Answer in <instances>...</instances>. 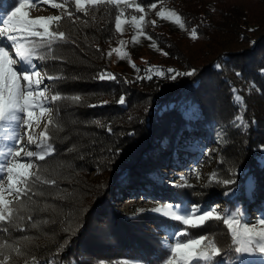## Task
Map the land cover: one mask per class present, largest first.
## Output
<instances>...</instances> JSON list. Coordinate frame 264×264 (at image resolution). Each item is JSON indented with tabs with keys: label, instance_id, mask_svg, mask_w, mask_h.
<instances>
[{
	"label": "trees",
	"instance_id": "obj_1",
	"mask_svg": "<svg viewBox=\"0 0 264 264\" xmlns=\"http://www.w3.org/2000/svg\"><path fill=\"white\" fill-rule=\"evenodd\" d=\"M52 2L61 6L48 3L53 12L47 17L61 20L49 30L65 39L32 55L39 70L56 78L49 80L50 97H61L51 103L42 133L54 152L29 173L40 181L20 198L18 220L0 222V264H166L165 241L172 242L182 222L152 211L159 206L119 212L111 194L119 186L146 190L139 184L164 163L181 130L214 142L217 181L198 192L188 185L160 188L161 201L184 212L188 201L210 209L212 199H221L222 215L229 211L257 224L264 215V0H101L85 5L86 12L77 11L75 0ZM18 6L19 0H0L1 16ZM191 70L192 76L171 78ZM102 72L115 78L100 80ZM16 205L15 198L9 208ZM248 208L258 219L247 220ZM189 233L212 235L222 252L231 243L221 221L189 227ZM214 260L264 264V254L231 251Z\"/></svg>",
	"mask_w": 264,
	"mask_h": 264
},
{
	"label": "snow or ice",
	"instance_id": "obj_2",
	"mask_svg": "<svg viewBox=\"0 0 264 264\" xmlns=\"http://www.w3.org/2000/svg\"><path fill=\"white\" fill-rule=\"evenodd\" d=\"M51 2L53 8L60 7L61 5L52 2V0H19V6L3 20V28H0V38H6L10 41V46L14 49L15 59L10 56L9 51L5 47H0V122L10 121L17 125V130L14 134L10 135V139H19L18 128L21 126H31L34 119V112L36 108L41 110V115L45 111H51L48 107L51 103L61 99L59 94H54L50 98L46 97L44 93L48 91L47 86L41 89V84L45 80L56 79L48 76L47 74L41 75L37 70V65L33 61V53L37 47H43L45 45H51L58 39H65L64 33L54 32L49 30V24L52 21H60V16L29 19L28 13L23 9L28 6L29 3L32 6L37 4H48ZM108 3H115L116 0H107ZM127 2V0H125ZM63 5H67L69 0H61ZM101 0H75L77 11L86 12L85 5H99ZM156 5H151L155 7ZM137 10L142 11L139 4L136 5ZM68 15H71L70 13ZM158 16L164 17V11L157 13ZM171 16H175L177 20L179 17L175 12L170 13ZM167 18V17H165ZM132 20L137 21L136 16H132ZM140 21L144 20V16L139 17ZM123 21L119 16L116 18L115 28L119 31ZM182 28L183 24L180 25ZM42 29V31L40 30ZM193 38L196 37V31L192 32ZM36 38L39 39L37 43ZM28 43L32 44L31 48L26 47ZM123 44V42H121ZM116 51H119L118 49ZM41 60L45 57L41 56ZM18 62H22L27 66L26 71H17L15 65ZM219 67V66H218ZM174 70L169 69L168 72L172 73ZM159 75H164L163 71L158 72ZM195 74V70H191L183 73H176L171 78L175 79L176 76H192ZM239 75V73H237ZM113 74L102 72L98 75V79H114ZM149 79L151 77H148ZM237 90L233 88L235 94ZM78 101L79 97H73ZM236 100L241 101V97L236 95ZM120 103H124L122 97ZM20 114H23L20 115ZM237 123L243 125V119L241 117L236 118ZM47 131V128H46ZM2 134V133H0ZM28 144H36L35 139L31 134L28 135ZM38 151L28 150L21 156V151H9V155L20 158L21 161H30L34 157L40 159H46L54 152V148L47 138L41 139L40 144L36 145ZM22 150V149H21ZM261 167H264V160L260 163ZM33 165L30 162L10 163L6 166V172L8 174V187L5 189L2 185L3 177L0 176V222L7 221L9 224L15 223L18 220V208L23 206V201L20 199L22 196L27 197L29 192L35 187L36 182L40 181V176L32 173L34 179H29V169ZM5 171L4 167H0V172ZM214 175V174H213ZM211 182V179H210ZM228 184L229 181H224ZM17 184H22L23 187H17ZM5 191L9 195L13 196L17 200V205L13 208H9L11 201L5 197ZM153 212L168 217L174 221L182 222L184 226L182 230H178L171 237V243L166 240L165 243L169 247L170 255L166 260V264H219V261L214 260L216 257H220L224 260V257L228 256L231 251L237 254L252 253L259 250L264 254V215H262L257 224L249 225L247 221H244L242 215H233L229 211H225L222 215L216 211L213 207L208 210H202L200 206H192L188 208V211L182 212L180 205H167L162 208L152 209ZM209 221H221L229 231L230 246L228 249L222 252L220 246H218L214 237L209 234L201 235L198 238H192L189 233V227H203ZM259 226V230H258ZM35 227V225H33ZM19 252V249L16 250ZM2 255V252H0ZM7 259V257H5ZM226 264V261H225Z\"/></svg>",
	"mask_w": 264,
	"mask_h": 264
},
{
	"label": "rangeland",
	"instance_id": "obj_3",
	"mask_svg": "<svg viewBox=\"0 0 264 264\" xmlns=\"http://www.w3.org/2000/svg\"><path fill=\"white\" fill-rule=\"evenodd\" d=\"M29 19L46 18L51 15L53 10L48 4H37L32 6L28 4L26 8ZM7 17L1 16L0 13V28H3V20ZM10 41L6 38H0V47H5L9 51L10 56L15 59L14 49L10 46ZM26 47H28L26 45ZM37 70L43 76L44 70H39L41 67L37 65ZM17 71H26L27 66L22 62H18L15 65ZM50 81L45 80L41 84V89L46 86L48 91L44 95L50 98ZM51 111H45L41 115L39 108L35 109L34 119L31 126H21L18 128L19 139H10V135L14 134L17 130V125L14 122L4 121L0 122V167H4L5 171L0 172V176L3 177L2 185L5 189L8 187V174L6 172V166L10 163L30 162L33 167L29 169V173L35 168L39 157H34L30 161H21L20 158L9 155V151H21V156L28 150L38 151L37 146L40 144L42 133L45 126L48 125L53 114L52 105H48ZM23 116V114H20ZM31 134L36 141V144H28V135ZM22 149V150H21ZM216 147L214 142L206 138L205 134L193 131L187 132L181 130L174 142V149L166 156L163 164L158 165L157 169L147 173L148 180L139 184V186L146 187V190L137 187H114L112 189L111 201L115 209L122 213H136L137 211L147 210L155 206L160 208L165 207L169 203L161 201L157 196V190L160 188L175 189L179 186L188 185L197 190L206 186H210L213 182L216 183L215 166L217 165ZM214 174V175H213ZM211 179V182H210ZM17 187H22V184H17ZM5 197L12 201L15 199L5 191ZM188 207L193 206L190 201L186 202ZM211 208L215 207L216 211L220 214L225 209V204L221 199H212L210 201ZM210 208V209H211ZM202 210H208L204 208ZM185 213L187 211H184ZM247 220L252 222L254 219H258V214L254 208H248L246 210ZM150 229L158 231L156 226L148 224ZM259 227V226H258Z\"/></svg>",
	"mask_w": 264,
	"mask_h": 264
}]
</instances>
